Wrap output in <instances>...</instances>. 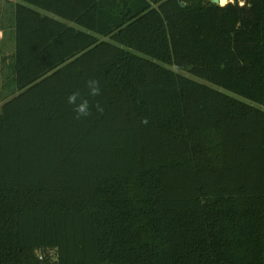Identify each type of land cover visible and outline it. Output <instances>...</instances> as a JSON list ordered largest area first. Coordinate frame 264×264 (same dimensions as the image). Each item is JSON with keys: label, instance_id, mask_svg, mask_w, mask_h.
Wrapping results in <instances>:
<instances>
[{"label": "trees", "instance_id": "1", "mask_svg": "<svg viewBox=\"0 0 264 264\" xmlns=\"http://www.w3.org/2000/svg\"><path fill=\"white\" fill-rule=\"evenodd\" d=\"M12 15L0 264H264V0ZM90 77L104 111L75 119Z\"/></svg>", "mask_w": 264, "mask_h": 264}, {"label": "rangeland", "instance_id": "2", "mask_svg": "<svg viewBox=\"0 0 264 264\" xmlns=\"http://www.w3.org/2000/svg\"><path fill=\"white\" fill-rule=\"evenodd\" d=\"M12 6V0H0V106L12 94L11 56L15 47Z\"/></svg>", "mask_w": 264, "mask_h": 264}, {"label": "clouds", "instance_id": "3", "mask_svg": "<svg viewBox=\"0 0 264 264\" xmlns=\"http://www.w3.org/2000/svg\"><path fill=\"white\" fill-rule=\"evenodd\" d=\"M84 86L87 89L86 94H82L79 90H76L69 93L66 97V102L75 114V119L91 116L93 109L100 113L104 111V107L98 101L93 102L95 97L101 95L100 81L90 77L85 80Z\"/></svg>", "mask_w": 264, "mask_h": 264}, {"label": "built area", "instance_id": "4", "mask_svg": "<svg viewBox=\"0 0 264 264\" xmlns=\"http://www.w3.org/2000/svg\"><path fill=\"white\" fill-rule=\"evenodd\" d=\"M235 1H239L241 5H244L247 2V0H225V3H223L222 0H219L218 4L225 5L227 3H233Z\"/></svg>", "mask_w": 264, "mask_h": 264}, {"label": "water", "instance_id": "5", "mask_svg": "<svg viewBox=\"0 0 264 264\" xmlns=\"http://www.w3.org/2000/svg\"><path fill=\"white\" fill-rule=\"evenodd\" d=\"M213 2L218 4L219 0H213ZM182 5H185V4L182 3Z\"/></svg>", "mask_w": 264, "mask_h": 264}, {"label": "crops", "instance_id": "6", "mask_svg": "<svg viewBox=\"0 0 264 264\" xmlns=\"http://www.w3.org/2000/svg\"><path fill=\"white\" fill-rule=\"evenodd\" d=\"M12 1H13V3H14V2H16V1H18V0H12ZM45 13H46V12H45ZM47 14H49V15H53L52 13H48V12H47Z\"/></svg>", "mask_w": 264, "mask_h": 264}]
</instances>
